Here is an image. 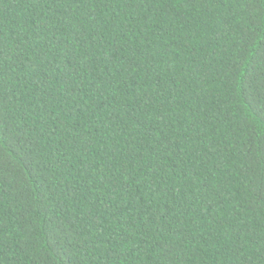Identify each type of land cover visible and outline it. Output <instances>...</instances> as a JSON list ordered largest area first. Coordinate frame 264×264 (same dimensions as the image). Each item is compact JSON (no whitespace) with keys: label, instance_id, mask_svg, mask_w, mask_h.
Returning <instances> with one entry per match:
<instances>
[{"label":"trees","instance_id":"obj_1","mask_svg":"<svg viewBox=\"0 0 264 264\" xmlns=\"http://www.w3.org/2000/svg\"><path fill=\"white\" fill-rule=\"evenodd\" d=\"M0 264H264V0H0Z\"/></svg>","mask_w":264,"mask_h":264}]
</instances>
